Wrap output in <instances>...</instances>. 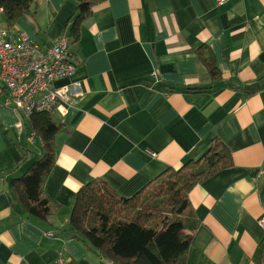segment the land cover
I'll use <instances>...</instances> for the list:
<instances>
[{"label":"crops","instance_id":"0c3cea01","mask_svg":"<svg viewBox=\"0 0 264 264\" xmlns=\"http://www.w3.org/2000/svg\"><path fill=\"white\" fill-rule=\"evenodd\" d=\"M216 2L107 0L92 9L69 44L76 72L57 83H81L85 95L55 115L64 128L40 188L47 220L25 214L11 190L42 146L29 120L0 107V264H55L59 255L68 264H108L63 233L77 192L99 180L130 198L214 140L233 166L188 195L199 228L186 264H263L264 0ZM75 9L71 0H38L36 21L24 17L12 31L50 47L68 36ZM198 53L212 57L217 78ZM6 97L0 89V103Z\"/></svg>","mask_w":264,"mask_h":264},{"label":"trees","instance_id":"16d2710c","mask_svg":"<svg viewBox=\"0 0 264 264\" xmlns=\"http://www.w3.org/2000/svg\"><path fill=\"white\" fill-rule=\"evenodd\" d=\"M76 4L68 40L78 42L81 25L92 9L107 0H71ZM38 0H0L9 30L24 17H36ZM211 77L217 78L213 59L198 53ZM29 130L43 153L26 172L11 182L14 199L29 217L47 220L48 201L40 188L55 166V137L64 128L52 115L34 114ZM233 166L228 149L214 140L197 160L168 169L130 198H122L102 181H93L76 194L64 234L89 248L108 264H186L193 235L199 228L188 195L196 186Z\"/></svg>","mask_w":264,"mask_h":264},{"label":"built area","instance_id":"2783aa9c","mask_svg":"<svg viewBox=\"0 0 264 264\" xmlns=\"http://www.w3.org/2000/svg\"><path fill=\"white\" fill-rule=\"evenodd\" d=\"M228 1L217 0L216 5L221 7ZM1 15L0 9V89L7 97L0 107L20 113L21 121L38 113L64 117L85 95L78 82L57 86L76 72L67 36L62 35L52 46L45 48L27 35L15 34L3 26ZM22 126L23 123L18 122L16 128ZM55 264L68 263L59 255Z\"/></svg>","mask_w":264,"mask_h":264},{"label":"rangeland","instance_id":"374dc122","mask_svg":"<svg viewBox=\"0 0 264 264\" xmlns=\"http://www.w3.org/2000/svg\"><path fill=\"white\" fill-rule=\"evenodd\" d=\"M37 13V12H36ZM26 18V17H25ZM25 18H23V19H25ZM28 19H30V18H28ZM39 19H40V21H41V23H42V19H43V12L42 11H40L39 12ZM1 20H2V17H1ZM33 23L36 21V17H35V19L34 18H31L30 19ZM6 26V25H5ZM17 26V25H16ZM44 30H46V27L44 28ZM38 36V35H37ZM56 115V114H55ZM54 114L52 115L54 118H56V116H55ZM55 120H57V119H55Z\"/></svg>","mask_w":264,"mask_h":264}]
</instances>
